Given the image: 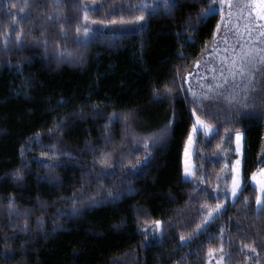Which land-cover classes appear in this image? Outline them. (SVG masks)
<instances>
[{"label":"trees","instance_id":"1","mask_svg":"<svg viewBox=\"0 0 264 264\" xmlns=\"http://www.w3.org/2000/svg\"><path fill=\"white\" fill-rule=\"evenodd\" d=\"M139 2L59 0L57 9V0H0V253L13 251L11 258L0 255V264H179L182 258L184 264H210V248L217 249L211 259L216 264L221 243L225 264H264V214L256 215L257 189L250 178L264 168V98L257 97L238 113L214 114L226 107L222 100L206 112L198 111L218 134L196 136L195 177L185 179L182 156L193 123L190 106L178 89H173L175 99L164 100L154 99V89L162 92L165 85L172 86L175 69L193 71L198 59L199 76L211 82L213 66L206 68V57L214 51L220 13L197 23L211 0H180L172 15L161 11L137 22L140 12L128 5ZM81 4L89 5L87 23L96 21L92 27L99 30L87 46L76 43L74 31L84 23ZM114 6L120 10L113 12ZM54 12L70 22L49 20ZM121 17L123 23H108ZM61 25L68 29L66 36L61 35ZM21 31L23 42L18 44L16 34ZM65 42L74 55L60 59L56 50ZM241 43L261 46L254 39ZM181 51L183 58L178 56ZM191 83L200 89L196 75ZM113 112L137 115L127 129L122 121H113L106 130L108 116L101 114ZM173 113L174 125L151 148L148 166L123 177L132 188L125 190L120 185L118 151L121 147L132 151L133 140L140 142L139 151L123 158L131 169L136 157L145 155L144 140L164 128ZM57 125L59 130L50 133ZM237 131L245 134L240 200L236 207L229 202L228 210L200 235L181 242L180 235H192L202 222L206 211L201 207L215 206L213 189L219 186V199H224L222 190L231 180L226 173L237 156ZM109 133L112 140L106 142ZM101 152L110 154L109 162L115 161L117 175L102 177ZM50 159L57 165L52 171L41 163ZM18 169L20 177L15 175ZM202 177L201 187L207 191L194 199L200 191L194 184ZM101 184L113 194L119 191V199L107 198ZM244 197L250 208L242 204ZM10 199L19 215L10 212ZM74 202L80 209L76 216L71 214ZM156 219L165 221L164 237L141 234ZM242 243L254 244L258 258L248 249L240 251Z\"/></svg>","mask_w":264,"mask_h":264},{"label":"snow or ice","instance_id":"2","mask_svg":"<svg viewBox=\"0 0 264 264\" xmlns=\"http://www.w3.org/2000/svg\"><path fill=\"white\" fill-rule=\"evenodd\" d=\"M228 3L231 7V0H219V4H217L216 0H211L208 7L203 9L197 18V23L200 19H207L210 16L217 14L219 11L221 21H223V7L225 3ZM180 3V0H140L138 4H129V8H135L140 12V15L135 17L137 22H145L150 17L159 15L161 11L165 13V15H172L173 9L177 7ZM14 7V5H13ZM245 8L248 9V14L246 17H242L247 20L248 23L244 25V30L247 33V37L244 36V33L240 32L239 25H236V36L238 40L243 41L245 39L248 40H256L261 45L260 47L255 46V44L249 46L246 44H238L237 47L232 49V55L229 57L225 55L220 58V71L217 76L216 68H211L210 71L213 73L211 76V82H205L206 78L203 76H199V70L202 64L201 60H196L194 64V70L189 71L186 74L182 72L179 68H176L171 80L172 86L165 85L163 91L161 92L158 89H154V99L155 100H164L168 98L175 97L172 96L173 89H178L187 104L190 106L189 112L190 115L194 118V123L191 125V132H189L187 137V144L185 146V161H184V175L186 178L195 177V171L190 164V148L194 141V136L199 135L200 131H203L207 136L212 133L218 134V130L213 127V125L208 124L205 120L201 118L198 114L199 112H206L209 108L212 107L214 102L223 101L226 107L224 109H215L214 114L219 115L221 111H229L232 113H238L242 109H248L250 107V103L254 104L257 97L264 98V73L261 72L264 69V0H249V3L244 5ZM80 8L84 9L83 13V22L82 24H77L74 28L76 34V43L83 44L87 46L90 42L94 41L96 35L99 30H94L92 25L97 23L96 21H92L91 23H87L89 21V14L87 9L89 5L81 4ZM57 9H59V0H57ZM98 10V9H97ZM120 8L114 6L112 8L113 12L119 11ZM23 12V9L20 10ZM27 15V14H25ZM229 17H231L232 13L229 12ZM56 19L57 21L64 20L66 22H70L67 16L59 15L58 12H54L52 16H49V20ZM123 23V17L120 18L119 21L113 19L108 21V23L116 24ZM99 23H104V21H100ZM258 25V27H256ZM227 26V25H226ZM221 25L218 23L216 25L217 31H219ZM195 28V26H193ZM82 29V30H81ZM61 35L66 36L68 29H65L63 25L60 26ZM188 39L191 40V34H188ZM227 40V37L224 38ZM16 41L18 44H22L23 42V34L22 31L16 34ZM45 45H47V40L44 41ZM6 46V44H5ZM225 53L228 52L226 48ZM56 55L60 59L71 58L73 57V51H70L66 47V42L64 47H58L56 50ZM211 55V53L209 54ZM178 56L181 58L184 57V53L181 51L178 53ZM207 72L208 69H205ZM196 75L198 83L201 84L199 90L194 88L191 83L192 77ZM259 75V79L257 76ZM259 85V88L256 86ZM262 113H264V109H262ZM107 115L109 124H106L104 127L107 130L109 125L113 121H122L125 125V129L130 127V123L135 120L137 113L135 112H122L117 114L113 112L111 114H101V116ZM175 122V113H173V119L169 120L168 124L159 130V132L153 134L151 137L144 140L142 148L145 153L143 157H136V163L131 165V169H128L125 165L123 158L131 157L135 151L140 150V142L133 140V150L129 152H125L124 148L121 147L117 153V156L121 158L120 167L122 172L119 174L121 176L120 185L127 191H131V182L123 180L124 176L132 175V170H142L143 167L148 166L147 161L150 158V150L151 148L162 141L167 137L170 128L174 125ZM60 125H57V128L49 129V132L58 131ZM227 132L228 130L225 129ZM112 135L109 133L105 139L106 142H110L112 140ZM230 135V133H229ZM236 137V148L235 152H241V137L242 133L237 131L235 133ZM50 147H54L50 146ZM219 147V146H218ZM95 151V149H93ZM262 153H264V147L261 149ZM46 153H41V156H46ZM56 153H53L55 156ZM110 154L106 152H101L98 160L102 164L100 172L102 173V177L104 179H108L113 175H117L115 172V161L109 162ZM41 163H47L50 167V171L54 170L57 166L53 160H48L47 162L41 161ZM17 177L21 176V171L18 169L15 173ZM226 175L231 176L230 184L226 182V187L222 190V195L224 197L223 200L219 199V195L221 190L219 186L216 189H213V192L217 193V202L214 207L206 208V206L201 207V212L206 211V215L203 216L202 222L200 224H196L195 231L190 236L180 235L179 239L181 242L190 241L195 236L200 235L203 231L207 230V228L211 225V223L224 211L228 210L229 202L232 207H236V202L240 200V196L243 193L244 186L242 183V177L244 175L242 169V159L237 158L234 161H231L230 172L226 173ZM251 180L255 182L256 185V195H255V212L257 217L261 214H264V168H258L256 171L251 173ZM93 179L100 180L101 177H93ZM205 183L204 178H200L198 182L194 184V188L199 189L194 199H199V195L202 192H206V188H202L201 185ZM100 187L105 189V185L101 184ZM107 198H111L112 200L119 199L120 192H116L113 194L111 191L106 190ZM89 199L93 202L95 201V197L89 196ZM242 204L245 209L250 208L251 204L249 202L248 197H244ZM8 208L10 212H15L17 215L19 213L16 211V205L10 199ZM80 209L76 206V203H73L71 214L73 216L79 215ZM39 223H43L42 220L38 221ZM238 223V222H237ZM165 221L156 219L152 222L150 228L142 229L141 234L151 233L153 239H162L165 235L164 228ZM26 230V228H25ZM224 228H220L221 240L223 239ZM146 244L149 242L146 240ZM264 246V245H262ZM245 249L250 250L251 253L255 254L258 258L257 250L254 244H243L240 251H244ZM219 253H221L219 260L216 264H225L226 256L224 253L223 243L220 244ZM217 249H209V262L211 264V259L214 255H216ZM2 256H7L9 258L12 257L13 251L10 249H5L3 253H0ZM252 258V257H249ZM115 264V262H114ZM179 264H184L183 258L179 261Z\"/></svg>","mask_w":264,"mask_h":264},{"label":"rangeland","instance_id":"3","mask_svg":"<svg viewBox=\"0 0 264 264\" xmlns=\"http://www.w3.org/2000/svg\"><path fill=\"white\" fill-rule=\"evenodd\" d=\"M248 3H249V0H231V7L229 6L227 2L224 4L223 14H224L225 19L223 21H221L220 19L221 27L219 31H217V35H216L217 39H216L214 46H212L214 51H212L213 53L211 52V55L206 57V68H208L210 65L213 67H216L219 61L218 58H221L225 55L229 56V54L231 55L233 54L232 49L234 47H237V45L240 43V41L238 40L236 36V27H235L236 25H239L240 32L244 33V36L246 37L247 33L244 30V25L248 23V21L243 19L242 17H246L248 14V9L244 7V5ZM229 12L232 13L231 17H229L228 15ZM256 27H258V25H256ZM225 37H227V40L224 39ZM226 48L228 49L227 53H225L224 51ZM212 63H214L215 65H213ZM193 123H194V118H193ZM200 132H203V131H200ZM240 133H242L241 152L240 153L236 152V155H237L236 159L237 158L242 159V169H243L245 134L242 131H240ZM195 139H196V136H194V141ZM186 144H187V141H186ZM194 144L195 142L192 144L190 148V164L193 167V169H194V164H193ZM235 148H236V137H235ZM184 161H185V147H184L183 156H182L183 176L185 179H190V178H186L184 175ZM242 182H243V177H242ZM252 183L255 185L254 181H252Z\"/></svg>","mask_w":264,"mask_h":264}]
</instances>
